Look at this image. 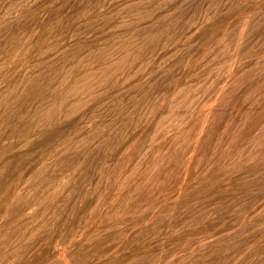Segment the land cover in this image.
<instances>
[{
    "label": "bare ground",
    "instance_id": "1",
    "mask_svg": "<svg viewBox=\"0 0 264 264\" xmlns=\"http://www.w3.org/2000/svg\"><path fill=\"white\" fill-rule=\"evenodd\" d=\"M67 257L264 264V0H0V264Z\"/></svg>",
    "mask_w": 264,
    "mask_h": 264
},
{
    "label": "rangeland",
    "instance_id": "2",
    "mask_svg": "<svg viewBox=\"0 0 264 264\" xmlns=\"http://www.w3.org/2000/svg\"><path fill=\"white\" fill-rule=\"evenodd\" d=\"M197 4V2L196 3H194L193 4V6L194 5H196ZM46 17H47V15H46ZM113 165V166H112ZM113 167V168H112ZM124 171V167L123 168H121V165L118 163V162H113V163H111L110 164V168L107 170V172L105 173V177H104V179L105 178H107V177H111V178H117V176H119V175H121L122 174V172ZM110 172V173H109ZM107 173H109V174H107ZM230 219H232V218H230ZM229 221V220H228ZM226 223H227V221H225ZM225 222H223L224 224H225ZM185 232V233H184ZM184 233V234H183ZM193 234V235H191V234ZM187 234H189V235H187ZM178 236H179V238H184V236L185 237H189V238H191V239H196L197 237H198V232H194V231H190V230H188V229H186V230H184L183 232H181V233H179V234H177ZM176 235V236H177ZM197 235V236H196ZM181 236V237H180ZM193 237V238H192ZM131 254H122L121 256H123L121 259L122 260H126V259H129L131 256H130ZM136 254H134V256H135ZM151 255V254H150ZM120 256V257H121ZM128 256V257H127ZM66 260V262L68 263V264H83V263H75L74 262V260H70L68 257L65 259Z\"/></svg>",
    "mask_w": 264,
    "mask_h": 264
}]
</instances>
